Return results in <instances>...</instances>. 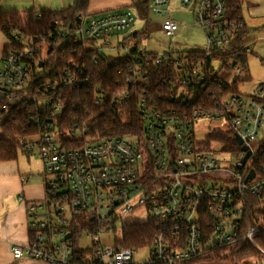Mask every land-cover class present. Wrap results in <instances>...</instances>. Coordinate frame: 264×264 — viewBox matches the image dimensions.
Masks as SVG:
<instances>
[{
	"label": "built area",
	"instance_id": "built-area-1",
	"mask_svg": "<svg viewBox=\"0 0 264 264\" xmlns=\"http://www.w3.org/2000/svg\"><path fill=\"white\" fill-rule=\"evenodd\" d=\"M168 3L150 0L149 11L165 14ZM181 3L194 8L206 40L202 50L181 52L171 45L152 54L140 47L136 57L132 39L118 44L124 51L118 57L135 63L134 74L144 86L150 69L171 73L163 83L172 101H181L166 107L142 99L140 135L95 136L89 122L80 118L64 126L65 89L86 86L96 106L107 102L108 93L83 78L84 71L72 61L58 77L46 78L37 49L47 50L49 39L15 36L17 42L0 57V134L10 114L30 113L18 141L23 154L39 152L45 189L43 200L27 205L31 239L11 247L14 264H190L240 242L264 252L256 241L264 225L244 223L245 195L260 197L264 192V84L251 96L241 95L238 86L237 92L225 89L248 76L240 53L224 55L245 24L226 18V0ZM135 19L132 9H115L93 17L79 15L70 25L56 20L49 38L68 44L71 54L77 43L101 53L112 48L110 36L126 34ZM181 25L166 14L161 29L171 43ZM247 37L242 43L249 56L253 48ZM129 99L127 90L120 91L111 106L121 113ZM202 122L215 127L199 138L196 129ZM216 131L232 133L236 141L238 136L239 149L214 148L220 142L209 137ZM251 170L255 176L249 180ZM141 215L143 221L129 220L117 228L119 221ZM146 221L154 223L150 244L122 247L124 229ZM137 249H148L149 260L137 261Z\"/></svg>",
	"mask_w": 264,
	"mask_h": 264
},
{
	"label": "trees",
	"instance_id": "trees-1",
	"mask_svg": "<svg viewBox=\"0 0 264 264\" xmlns=\"http://www.w3.org/2000/svg\"><path fill=\"white\" fill-rule=\"evenodd\" d=\"M89 2L90 0H75L73 6L65 11L43 12L40 16L32 12L21 15L0 9V32L11 42L10 48L17 42L14 38L15 36L20 39H37V41L49 39L51 46L47 48L46 55L44 47L37 49L39 52L37 55L38 66L41 63L43 64L42 73L45 74L46 78L58 77L60 71L72 61L84 71L83 78L87 77L91 82L102 85L106 89L108 93L107 102L100 106L94 104L92 92H89L84 85L65 89L63 92L65 102L63 111L64 126H70L75 119L80 118L89 122L90 133L95 136L140 135L143 130V123L138 108L142 99L146 98L150 103L160 102L166 107H171L177 102V100L172 101V94L163 83L168 81L172 74L164 68L150 69L147 77L148 83L144 86L141 78L134 74L135 63L126 57H110L105 52L97 53L93 49H84L80 43H77L75 53L71 54L68 44H63V42L54 44V39L49 38V35L50 33H55V21L61 20L70 25L73 24L79 15L89 16L87 13ZM149 3L150 0H139L133 3V7L138 9L139 16L145 20L148 19L150 13ZM246 5L247 0H226V18L230 21L243 22L245 27L236 37L230 50L224 55L240 53V61L243 64L248 61V56L244 53L242 40L250 34L243 16V8ZM147 37V27L126 37V39H132V53L136 57L139 54L138 48L142 47V42ZM10 48L8 47V50ZM190 55L196 56L193 53ZM95 58H98L97 63L94 62ZM261 62L264 66V58ZM245 68L248 75L246 81H248L250 78L248 63ZM237 86L238 81H235L231 86L227 84L225 89L232 87L231 90L237 92ZM123 90H127L130 94L129 101L123 107V110L128 115V120L124 122L119 111L111 106L114 97ZM180 103L181 101H178L175 106L177 107ZM29 118L30 113L27 111L20 113L15 111L6 118L0 134V162L17 160L19 154L22 153L18 137L23 135L27 129ZM209 139L224 144L226 146L224 147L225 149L232 151L239 149V145L232 133L216 131L210 135ZM244 200L245 225L255 226L261 224L264 221V192L260 197L246 194ZM77 224L82 227L84 222L82 219H78ZM78 225L74 226V230L78 229ZM153 231L154 223L149 221L127 226L124 229L121 246L125 248H140L144 245H149ZM29 234L31 239V232ZM256 241L260 248L264 250V231L256 236ZM259 253L257 249L247 242H240L235 248L215 250L201 260L217 259L251 264L249 259Z\"/></svg>",
	"mask_w": 264,
	"mask_h": 264
},
{
	"label": "rangeland",
	"instance_id": "rangeland-1",
	"mask_svg": "<svg viewBox=\"0 0 264 264\" xmlns=\"http://www.w3.org/2000/svg\"><path fill=\"white\" fill-rule=\"evenodd\" d=\"M169 1L170 3L166 7H164L165 12L168 11L170 17L173 20L182 24L179 28V31H177L176 33V39L173 43H171L170 39L166 37L161 29L163 20L165 19L166 15L149 13L148 19L145 20L133 10L134 8H132V10L135 13L136 19L133 23L132 29L129 30L127 34L135 33L138 30L143 29V27H147L148 37L144 38L142 46L148 53L152 54H159L163 52V50L166 51L171 45L173 49L181 52L193 51L198 49L202 50L205 47L206 43L205 35L203 30L199 28L198 25H196L193 6L190 5L189 7H185L181 4L180 0ZM254 1L256 2L257 7L253 10V12L248 8V6H244L243 8L244 20L250 27L251 34L254 35V37L252 38L253 53L249 54L248 57V69L250 78L248 81L240 82L238 84V90L243 96H251L256 94L257 89L264 84V66L261 62V60L264 58V0ZM167 16L169 15L167 14ZM110 43L112 48H114L115 50L112 48L106 49V55L114 58L120 55H124V51L122 50V48L118 47V44L120 42L117 44V41H114L112 38L110 39ZM10 45L11 42L8 40V38L0 32V57H2L6 53L8 47L10 48ZM44 50V53L46 54L47 50L45 48ZM120 115L123 121L128 120V115L124 110L121 111ZM214 127L215 125H213L212 123L202 122L201 125H199V127H197L196 129V135H200L199 138L208 135L210 133V130H213ZM226 128V126L222 127L223 130H225ZM221 146L223 148L226 147L224 144H213V147L216 149H220ZM224 157L228 159L226 156ZM18 159V165L21 175L25 176L24 178H27L28 180L27 174H31V176H34L32 174H35L34 177L40 179L44 186V178L42 175V160L39 152L35 150L30 156L20 153ZM47 178L50 180L51 176L47 175ZM133 219H136L137 221H143L145 219V216H129L127 219L119 221L117 223V228L121 229L125 224H127V221ZM261 224L264 225V221H262ZM28 227L29 229L31 228V220L29 218ZM135 258L140 262L148 261L150 258L148 249H137ZM249 262L251 264H264V252L256 254L251 259H249ZM191 264L243 263H236L234 261H220L217 259H205L198 262H193Z\"/></svg>",
	"mask_w": 264,
	"mask_h": 264
},
{
	"label": "crops",
	"instance_id": "crops-1",
	"mask_svg": "<svg viewBox=\"0 0 264 264\" xmlns=\"http://www.w3.org/2000/svg\"><path fill=\"white\" fill-rule=\"evenodd\" d=\"M74 1L75 0H0V9L16 12L21 15L32 12L39 16L43 12L65 11L73 6ZM137 1L90 0L87 13L89 17H93L110 10L134 8L133 10L138 14V9L133 7V3ZM246 6L253 12L257 4L254 0H247ZM166 14L170 16L168 11H166L164 15ZM246 25L249 31H251L247 23ZM141 30L142 29L137 32ZM131 34L134 33L111 35L112 37L110 36V39L113 38L118 44L123 38ZM253 37L254 35L250 32L247 39L252 41ZM251 46L253 48V42H251ZM18 160L19 159L0 162V264H14L11 247L16 244L26 245L29 243L30 229L28 227L27 205L30 202L41 201L45 197L43 183L40 179L34 177L35 174H32L34 176L27 174L28 180L24 178L25 176L21 175L19 170ZM20 264L36 263L24 260Z\"/></svg>",
	"mask_w": 264,
	"mask_h": 264
},
{
	"label": "water",
	"instance_id": "water-1",
	"mask_svg": "<svg viewBox=\"0 0 264 264\" xmlns=\"http://www.w3.org/2000/svg\"><path fill=\"white\" fill-rule=\"evenodd\" d=\"M43 64L41 63L39 67H42ZM237 142L238 144H242V140L237 136ZM244 150H246V147H243ZM255 176V172L253 170L250 171V174L248 175V179L251 180Z\"/></svg>",
	"mask_w": 264,
	"mask_h": 264
}]
</instances>
